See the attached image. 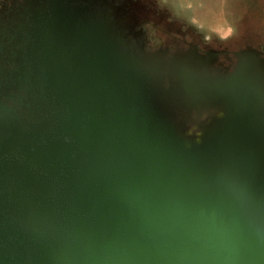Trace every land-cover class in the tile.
I'll return each instance as SVG.
<instances>
[{
  "label": "water",
  "instance_id": "95a60500",
  "mask_svg": "<svg viewBox=\"0 0 264 264\" xmlns=\"http://www.w3.org/2000/svg\"><path fill=\"white\" fill-rule=\"evenodd\" d=\"M53 5L51 16L60 11ZM98 6L96 14L84 5L67 6L63 13L82 11L100 24L111 17L127 23L121 9ZM23 54L32 81L28 49ZM240 66L220 80L249 90L246 98L258 91L261 74L254 64ZM40 76V90L31 97L25 92L27 99L14 112L39 107V116L26 115L29 122L51 115L35 143L53 141L65 152L52 155L57 161L48 162L49 169L25 154L0 158L1 185L17 180L12 164L22 163L47 183L49 205L44 217L30 222V234L17 216L0 217V264H37L44 257L46 264H264V184L244 183L250 173L238 169L243 155L258 152V136L240 124L220 123V116L186 139L178 125L156 115L145 92L138 103L137 95L124 100L102 83L78 100ZM71 119L76 125L68 128ZM0 194L7 195L1 186Z\"/></svg>",
  "mask_w": 264,
  "mask_h": 264
},
{
  "label": "rangeland",
  "instance_id": "374dc122",
  "mask_svg": "<svg viewBox=\"0 0 264 264\" xmlns=\"http://www.w3.org/2000/svg\"><path fill=\"white\" fill-rule=\"evenodd\" d=\"M33 1L36 0H0V58L19 56L17 67L7 59L0 63L1 71L11 73L0 77V150H23L29 159L38 160L47 169L48 162L57 161L52 155L65 152L53 141L46 145L35 143L37 132L50 125L51 115L29 122L26 115L39 116V107L17 113L4 102L21 105L27 99L25 92L30 90L31 97L40 88L37 84L42 83L43 74L52 88L80 96L78 100L84 99L88 88L102 83L124 100L128 95H137L138 103L140 94L145 92L156 115L178 125L186 139L198 137L220 116V123L230 122V126L238 127L240 124L242 131L259 140L255 147L258 152L243 155L238 169L250 173L244 183L264 184V138L260 136V125L264 124V0H110L108 9H121V19L127 23L119 25L111 17L100 24L92 14L59 11L49 22L37 19L41 25L33 31V38L41 41H33L29 47ZM45 3L54 4L53 9L57 10L53 0ZM68 19L74 20L75 25H67ZM126 33H131L136 41V58L125 47ZM25 49L35 76L32 81L23 66L27 61ZM192 50L204 59L200 70L195 62L193 69L188 68L190 60L186 54ZM221 53L231 57L222 68L214 60ZM250 63L260 71L261 79L258 91L253 90L254 94L244 98L242 95L249 90L229 87L220 78L231 74L237 65L241 64L242 70ZM204 65L211 66L205 70ZM225 97L231 100L224 104ZM93 101H89L92 106ZM75 125L71 119L67 127ZM12 168L18 178L9 187V202L0 194V208L10 205V213L25 222L24 230L30 234V222L44 217L41 212L49 206L48 186L24 164L13 163ZM46 261L44 257L37 264Z\"/></svg>",
  "mask_w": 264,
  "mask_h": 264
},
{
  "label": "flooded vegetation",
  "instance_id": "af4514ba",
  "mask_svg": "<svg viewBox=\"0 0 264 264\" xmlns=\"http://www.w3.org/2000/svg\"><path fill=\"white\" fill-rule=\"evenodd\" d=\"M46 1L47 0H36L35 2L33 1V4H32L33 6L30 9V14L33 13V14H31L32 15L31 17H33V18H31V23H29V27L31 28L30 31H31L32 34H33V31H35L37 29V27H39L41 25L40 24V21H38L37 19H40L41 18L42 20L46 21V20H49L52 17L51 14H50V7L47 6V5L45 6V4H46L45 2ZM53 1L55 2V4L57 6L60 7V11L65 10L64 8H66L67 6L70 7V6H74V5H78V6L79 5L80 6L84 5L86 7V9L88 11H91L93 14H96V11L99 10V6L98 5L100 3L105 4V3H109L110 2V0H53ZM52 8H53V6H52ZM17 41H18V43L16 45L19 46L20 40H17ZM28 41H29V43L32 44L33 41L35 43H37L38 41L40 42L41 40H39V39L36 40L35 38H32L31 37V39H29ZM126 43L128 44V49L131 50V48H132L133 52L137 56V54H136L135 51L138 50V46H137L136 41L134 40L133 35L131 33H126ZM160 49H162V48H160ZM186 56H189V60H190V62L187 63L188 66H189L188 68L193 69V67H192L194 65L193 62H195V63H197V67L200 70V67H202L201 63H202V61L204 59L203 58L201 59L199 57H202V55L199 54V52H197L196 50H192V52H189V54H186ZM18 57H19L18 55H16V56H5V57H1L0 58V63H1V61L3 62V61H5L7 59V61H11L12 64L13 65L15 64V67H17L18 66V63H19V58ZM144 57L145 58H143V59H145V60L148 58V52H146V54H145ZM219 57H222L223 59L222 60H219ZM185 58L186 57L183 56V60H185ZM213 58H212V60H213ZM229 58H231L229 54H222L221 53L218 57H215L214 60L217 63H219L220 68H222L224 65H227L228 64ZM236 58L239 59L238 56H236ZM191 62L193 64L192 65H189ZM29 63H31V61H29ZM23 64H25L27 66L28 65V62L26 61ZM206 66L207 65H204L205 70H209L208 68H210L211 65H209L208 67H206ZM12 71H14V70L12 69ZM14 72L15 73H18V71H14ZM28 72H29V69H28ZM2 73H4V74H2ZM5 73H7L8 75H11V73L8 72V71H5V70L1 71V67H0V77L1 76H4ZM38 89L40 90V88H38ZM0 97H2V96H0ZM4 102L6 103V106L8 108H10L13 112L15 111L14 110L15 108H13L14 104L12 102H6L5 100H4ZM22 155H24V152H20V150L11 151V152L10 151L7 152V151L4 150V151H2L0 158L3 157V158H15L16 159V158H18V156H22ZM3 169L4 168H2V170ZM0 186L4 190L6 189V191H7L6 198H7V202H9L10 201V197H9L10 195L8 194V192L10 191L9 187L12 186V185L11 184L4 183L2 185L0 184ZM0 217L1 218H14L16 216H13L10 213V210H7V208H5V209L1 208V210H0Z\"/></svg>",
  "mask_w": 264,
  "mask_h": 264
}]
</instances>
